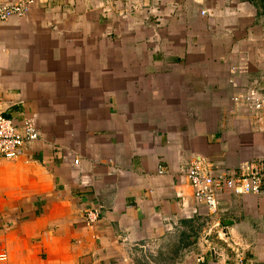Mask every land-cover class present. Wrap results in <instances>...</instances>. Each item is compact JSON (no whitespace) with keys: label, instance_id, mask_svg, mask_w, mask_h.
Masks as SVG:
<instances>
[{"label":"crops","instance_id":"crops-1","mask_svg":"<svg viewBox=\"0 0 264 264\" xmlns=\"http://www.w3.org/2000/svg\"><path fill=\"white\" fill-rule=\"evenodd\" d=\"M263 6L36 0L0 22V115L41 133L0 157V264H264L263 198L211 214L187 177L264 159L234 99L264 86Z\"/></svg>","mask_w":264,"mask_h":264},{"label":"built area","instance_id":"built-area-1","mask_svg":"<svg viewBox=\"0 0 264 264\" xmlns=\"http://www.w3.org/2000/svg\"><path fill=\"white\" fill-rule=\"evenodd\" d=\"M36 0L9 2L0 0V22L12 17L23 18L28 15ZM263 88L253 87L244 96H234L235 100H244L248 108L257 115V120L264 124ZM40 129L35 116L24 117L21 124L0 115V157L16 159L28 143L40 138ZM209 161L197 157L187 171V177L194 190L197 201L206 205L211 214H216L220 207L221 193L231 192L236 195H255L264 200V159H257L243 164L239 169H226L218 174L209 167ZM79 164V160H75ZM162 172V171H161ZM101 216V208L87 212L88 225L95 224ZM7 259L6 253H0V261Z\"/></svg>","mask_w":264,"mask_h":264},{"label":"trees","instance_id":"trees-1","mask_svg":"<svg viewBox=\"0 0 264 264\" xmlns=\"http://www.w3.org/2000/svg\"><path fill=\"white\" fill-rule=\"evenodd\" d=\"M252 1V0H251ZM258 1V0H257ZM259 1H262V3L264 4V0H259ZM264 7V6H263Z\"/></svg>","mask_w":264,"mask_h":264},{"label":"rangeland","instance_id":"rangeland-1","mask_svg":"<svg viewBox=\"0 0 264 264\" xmlns=\"http://www.w3.org/2000/svg\"><path fill=\"white\" fill-rule=\"evenodd\" d=\"M259 1V0H258Z\"/></svg>","mask_w":264,"mask_h":264}]
</instances>
